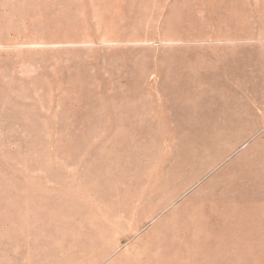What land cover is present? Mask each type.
I'll return each mask as SVG.
<instances>
[{
  "label": "rangeland",
  "instance_id": "rangeland-1",
  "mask_svg": "<svg viewBox=\"0 0 264 264\" xmlns=\"http://www.w3.org/2000/svg\"><path fill=\"white\" fill-rule=\"evenodd\" d=\"M0 264H264V0H0Z\"/></svg>",
  "mask_w": 264,
  "mask_h": 264
}]
</instances>
